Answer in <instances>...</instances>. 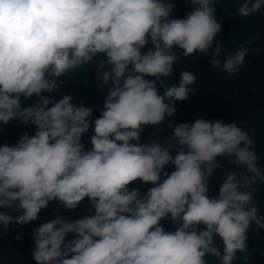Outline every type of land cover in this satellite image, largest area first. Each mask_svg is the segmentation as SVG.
I'll list each match as a JSON object with an SVG mask.
<instances>
[{
	"label": "clouds",
	"instance_id": "9594fccd",
	"mask_svg": "<svg viewBox=\"0 0 264 264\" xmlns=\"http://www.w3.org/2000/svg\"><path fill=\"white\" fill-rule=\"evenodd\" d=\"M190 3L193 10L180 19L171 18L169 0H0V123L37 129L0 146V209L8 210L0 211V225L34 222L54 201L74 210L88 198L94 209L75 222L57 215L34 229L36 264H207L209 255L233 264L248 248L250 226L264 229L253 187L264 183V171L249 134L222 120L173 127L170 119L196 81L183 71L178 85L168 84L180 59L174 49L183 57L199 52L221 67L223 45L213 47L221 31L214 0ZM262 7L264 0H245L237 14L249 17ZM247 52L241 45L225 53L223 70L237 73ZM93 64L99 87H111L85 150L92 110L72 95L57 102L42 93ZM166 118L172 136L163 146L158 139L138 143L145 126ZM218 157L236 167L210 198ZM169 164L171 173L164 171ZM137 180L153 187L141 195L129 188ZM169 217L174 231L161 224ZM68 234L75 238L66 241Z\"/></svg>",
	"mask_w": 264,
	"mask_h": 264
},
{
	"label": "trees",
	"instance_id": "16d2710c",
	"mask_svg": "<svg viewBox=\"0 0 264 264\" xmlns=\"http://www.w3.org/2000/svg\"><path fill=\"white\" fill-rule=\"evenodd\" d=\"M173 4L171 18H184L192 9L190 0H169ZM245 0H214L216 7V18L221 24V31L216 36L213 47L216 43L223 45L220 60L221 67L213 68L209 57L197 52L183 57L180 49H174L180 56L174 66L173 73L167 77L169 85H178L180 74L183 71H190L196 76L195 83L191 86L195 91L184 101H176V113L170 118L173 127L179 123H193L197 119L222 120L225 124H236L246 131L253 140V150L258 156V163L264 171V7L249 17H241L237 9ZM249 41L251 43H249ZM247 47L248 52L240 70L229 75L223 70L222 64L225 53L235 54L240 46ZM146 46L144 51L151 48ZM259 48L260 51L256 49ZM104 57L96 58L98 64ZM110 70L106 67L104 71ZM152 79V78H149ZM58 90L53 93H42L54 101H59L64 95H72L73 103L83 104L92 110L89 131L82 137L85 150L91 148L90 138L94 135V121L103 111L104 100L107 96L108 85L100 88V81L97 79L96 65H85L81 68L60 77ZM162 92L163 89H160ZM37 97L30 100H23L22 107L31 106ZM168 118L159 126H145L140 135L139 144H147L158 139L163 146L168 138L172 136V128L168 127ZM35 126L24 125L18 120L8 124L0 123V146L15 145L24 134L34 135ZM175 155V151L172 152ZM220 165L209 179L208 195L215 198L219 194L221 185L226 173L235 170V165L227 158H217ZM175 168L169 164L164 171L171 173ZM151 184H144L137 180L129 185V188H138L141 195L145 194ZM256 190L255 200L258 202V215L264 217V183H257L253 186ZM0 211H8L0 209ZM10 215H18L15 211H9ZM88 198H85L76 209L66 210L57 202H50L48 207L41 210L38 219L27 225L10 224L7 229L0 225V264H36L32 250L34 248L33 230L42 224L49 222L57 215L67 221L75 222L88 215H93ZM166 231H174L175 225L170 217L161 221ZM205 226L200 225V229ZM248 248L245 252H237L233 264H264V229H259L253 223L247 233ZM73 234L66 236V241L74 239ZM215 243L223 251L222 241L215 237ZM207 264H221L220 260L208 256Z\"/></svg>",
	"mask_w": 264,
	"mask_h": 264
}]
</instances>
